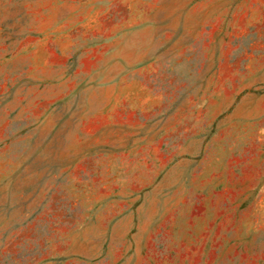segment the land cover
I'll list each match as a JSON object with an SVG mask.
<instances>
[{
  "label": "rangeland",
  "instance_id": "1",
  "mask_svg": "<svg viewBox=\"0 0 264 264\" xmlns=\"http://www.w3.org/2000/svg\"><path fill=\"white\" fill-rule=\"evenodd\" d=\"M0 264H264V0H0Z\"/></svg>",
  "mask_w": 264,
  "mask_h": 264
}]
</instances>
